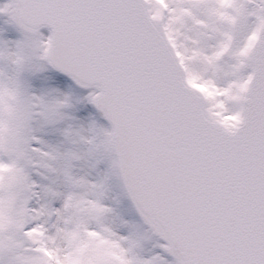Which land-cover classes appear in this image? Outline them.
<instances>
[{"label":"snow or ice","instance_id":"obj_1","mask_svg":"<svg viewBox=\"0 0 264 264\" xmlns=\"http://www.w3.org/2000/svg\"><path fill=\"white\" fill-rule=\"evenodd\" d=\"M0 264H264V0H0Z\"/></svg>","mask_w":264,"mask_h":264}]
</instances>
